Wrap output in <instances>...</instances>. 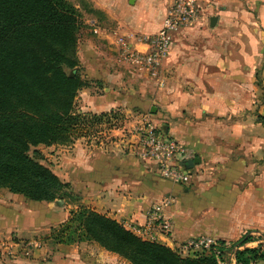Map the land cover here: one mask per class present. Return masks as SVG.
Segmentation results:
<instances>
[{
	"label": "crops",
	"instance_id": "obj_1",
	"mask_svg": "<svg viewBox=\"0 0 264 264\" xmlns=\"http://www.w3.org/2000/svg\"><path fill=\"white\" fill-rule=\"evenodd\" d=\"M88 1L102 12L92 19L100 29L95 40L112 50L120 35L132 47L146 49L139 36L159 29L167 7V0ZM84 45L95 52L89 39ZM84 65L97 74L93 88L102 86L93 94L92 86L83 88L85 109L98 113L136 98L158 100L159 114L172 120L166 134L187 146L188 158L200 161L189 168L186 183H177L151 171L105 168L100 156L68 153L63 164L69 179L79 175L82 203L171 248L197 235L264 236V0H204L203 17L173 34L162 82L152 88L134 89L131 82L122 88V76L89 55ZM166 196L174 200L162 204ZM15 197L0 198V233L37 228V201ZM156 204L171 224L166 234L156 223L149 226Z\"/></svg>",
	"mask_w": 264,
	"mask_h": 264
},
{
	"label": "trees",
	"instance_id": "obj_2",
	"mask_svg": "<svg viewBox=\"0 0 264 264\" xmlns=\"http://www.w3.org/2000/svg\"><path fill=\"white\" fill-rule=\"evenodd\" d=\"M83 27L70 0H0V187L29 200L53 201L64 195L80 199L41 162L35 147L69 142L86 121L85 114L74 109V98L86 84L76 68ZM75 232L77 238L95 241L131 264H223L214 253L182 255L142 238L83 204L70 210L55 235L72 237ZM250 240L242 235L236 244ZM261 259L264 250L257 247L234 252L236 264Z\"/></svg>",
	"mask_w": 264,
	"mask_h": 264
},
{
	"label": "rangeland",
	"instance_id": "obj_3",
	"mask_svg": "<svg viewBox=\"0 0 264 264\" xmlns=\"http://www.w3.org/2000/svg\"><path fill=\"white\" fill-rule=\"evenodd\" d=\"M70 1L77 8L81 26H84L80 30L81 33L76 44V57L78 60L76 68L86 84L79 89L74 98V109L84 113L86 121L71 134L69 142L51 144L53 146L38 144L35 148L40 151L41 162L49 166L63 182L68 184L67 190L72 194L83 193V188L80 186L79 175L72 176L69 179L67 167H64L63 164L64 157L68 153H73L75 157L86 153L92 159L95 156H100L106 162L107 167L105 168L116 167L134 172L151 171L164 178L157 172L155 162L141 156V146L138 141L139 132L149 127H153L158 132L167 135L165 127L170 125L172 120L170 117L159 114L158 100L156 102L151 97L141 100L136 98L134 101H130L129 104H120L108 111L97 113L84 108V100L80 95L86 86H92V91L90 90L92 94L99 92L100 87H102L93 88L96 86L90 84V81L93 82L97 79V74H89L86 71L88 68L84 65L86 55L94 58L107 71L110 72L108 70L110 68L111 72L120 74L123 79L122 88L128 82H131L134 89H143L141 86L149 89L152 88L154 82L161 84L162 81L152 78L139 65L123 57L119 40H126V36L120 35L116 38V45H113L114 50L109 49L102 41L95 40L94 36L98 34L100 29L93 20L96 17L101 18L102 12L92 8L90 1ZM86 39L94 43L95 52L91 49L89 52L85 51L84 40ZM139 82H142V85ZM132 102H134V105ZM148 104L156 106L154 112L150 111ZM100 113L104 114L100 120L93 118V116ZM72 148H74L73 152L71 151ZM7 192L10 191L0 187V198L12 202L13 200L10 199L12 192L10 194ZM17 196L23 198V201L26 199L16 194L15 201ZM80 199L73 200L64 195L62 198L53 201H37L36 205H38L40 215L37 219L36 229L14 232L6 230L5 233L3 231L0 233V264H131L125 258L115 252L106 250L95 241L77 238L76 232L73 233L72 237H58L55 235L56 230L69 218L71 209H76L80 204L94 209L91 203H82ZM57 200H62V202L58 203ZM250 233L245 232L242 234L251 236V240L243 245L237 246L236 244L242 235L233 240L215 238L216 244L202 248L198 253H214L216 258L223 264H236L234 260L236 249L249 246L264 250V236L257 232ZM176 250L181 253L178 249ZM250 264H264V259L253 261Z\"/></svg>",
	"mask_w": 264,
	"mask_h": 264
},
{
	"label": "built area",
	"instance_id": "obj_4",
	"mask_svg": "<svg viewBox=\"0 0 264 264\" xmlns=\"http://www.w3.org/2000/svg\"><path fill=\"white\" fill-rule=\"evenodd\" d=\"M204 0H167L165 15L159 29L152 34H142L139 40L146 44V49L138 50L126 40L120 39V51L124 58L139 65L152 78L159 79L162 63L167 58L173 34L184 26L197 23L203 17ZM140 154L156 164V170L162 177L173 182L186 183L190 178L189 169L183 161L189 157V149L183 143L158 132L153 127L141 130L138 134ZM174 198L166 196L161 203L169 204ZM161 204L153 206L149 212V226H156L163 233H168L170 222L161 216ZM143 234V230H138ZM216 244L213 236H192L173 246L183 254H194L202 248Z\"/></svg>",
	"mask_w": 264,
	"mask_h": 264
},
{
	"label": "water",
	"instance_id": "obj_5",
	"mask_svg": "<svg viewBox=\"0 0 264 264\" xmlns=\"http://www.w3.org/2000/svg\"><path fill=\"white\" fill-rule=\"evenodd\" d=\"M215 19L216 18L214 16L210 17V23L213 24ZM150 111L151 112L155 111L154 105L150 107ZM199 161H200V159L196 156L187 158L183 161L184 168L189 169L193 166V164L199 163ZM57 201H58V203L62 202V200H57Z\"/></svg>",
	"mask_w": 264,
	"mask_h": 264
}]
</instances>
